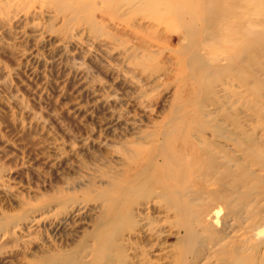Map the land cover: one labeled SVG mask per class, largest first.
Masks as SVG:
<instances>
[{
	"label": "rangeland",
	"instance_id": "1",
	"mask_svg": "<svg viewBox=\"0 0 264 264\" xmlns=\"http://www.w3.org/2000/svg\"><path fill=\"white\" fill-rule=\"evenodd\" d=\"M199 1L0 0V264L92 260L94 240L89 233L100 224L105 209L104 199L92 196L109 195L105 188L111 183L133 176L142 155L134 161L126 151L137 144L150 146L142 135L153 131L155 122L183 111L199 116L210 104L205 97L214 101L217 95L205 91L204 68L181 55L188 40L175 19V7L185 9ZM236 2V14L244 10L251 20L254 48L257 44L255 51H260L258 65L264 66V0ZM211 42L217 51L210 56L203 45L198 47L226 64L222 58L228 39ZM208 76L220 84L224 74L212 71ZM260 78L264 81V73L251 87L250 109L239 99L230 110L239 124L246 119L245 110L250 113L252 144L236 152L238 175L218 185L192 182L187 214L214 207V190L216 196L231 198L232 205L245 204L258 193H263L259 206L264 203ZM238 82L231 88L242 91ZM176 105L179 109L174 110ZM209 127L204 134L213 137ZM189 139L196 141L193 134ZM259 212L264 216V206ZM228 219L208 225L204 240L196 243V251H186L187 261L181 264H264V244L255 234L263 220L253 224L243 217ZM176 222L172 214L163 216L157 226L164 232L152 236L154 241L164 239L172 251L185 246L176 234ZM164 245L156 244L158 255L143 264H175L167 251H159ZM138 261L132 258L130 264Z\"/></svg>",
	"mask_w": 264,
	"mask_h": 264
},
{
	"label": "bare ground",
	"instance_id": "2",
	"mask_svg": "<svg viewBox=\"0 0 264 264\" xmlns=\"http://www.w3.org/2000/svg\"><path fill=\"white\" fill-rule=\"evenodd\" d=\"M201 1L185 9L175 7V19L183 25L185 38L188 40V44L182 46L181 55H184L187 62L189 60L204 68L203 76L208 83L205 91L207 94L217 95L214 101L205 97L213 109L210 110L209 105H206L204 108L208 110L201 108L199 113L197 112L199 116H190L187 113L185 115L183 111L171 119L155 122V129L142 135L150 146L137 144L139 147L126 151L134 161L140 155L142 157L132 168V177L113 182L105 188L110 192L109 195L98 192L92 196L93 199H104L105 209L100 224L89 233L94 240L93 259L78 262L79 264H99L104 260L111 264H130L132 258L139 259L140 264L148 263L158 255L154 251L156 244H165L159 251H167L164 252L167 257H173L175 264H181L187 261L186 251L197 250L196 243L204 240L202 233L211 223L220 224L225 217L230 219L228 221L243 217L247 222L251 220L253 224L261 220L264 222V216L259 212L260 207L264 206V203L259 206L263 193L250 195L245 204L232 205L231 198L224 194L216 196L214 190L211 195L212 200H217L214 207H199L195 214L186 212L185 207L194 193L192 182L208 181L218 185L230 182L238 175L239 158L236 152L248 150L252 144L250 113L245 110L243 117L246 119L243 124H239L230 110L239 99L246 104V109H250V103L253 101L251 87L253 83H259L255 78L264 73V66L258 65L256 55H259L260 51H255L258 45L254 48V29L246 11L240 10L239 14H236L239 10L236 0L225 5L215 4L217 0ZM231 15H238L240 18ZM198 23L202 24L201 29L198 28ZM198 33L201 38L199 41L195 37ZM222 39L229 41L226 47L223 46L227 49V54L222 58L226 59L227 63L223 65L219 63V57H207L198 47V44L203 45V49H207L210 56L217 51L210 42L218 43V40ZM212 71L224 74L219 79L220 84H214L213 79L208 76ZM234 80L239 81V86L243 87L242 91L231 88ZM260 83H264L261 78ZM235 96L236 99L233 98ZM178 107L173 106V109H179ZM182 108L185 109L184 106ZM208 125L213 130V137L204 134ZM192 127L194 132H191ZM191 134L196 141L187 140ZM245 156L244 159L248 160L250 152ZM241 172L245 176L248 171ZM218 188L221 193L223 187ZM171 214L180 227L176 234L185 243V246L180 244L178 249L176 247L177 251H172L164 239H160V234L164 231L157 226L163 216L169 217ZM255 229L256 236L264 244V226H256ZM154 235L160 237L157 240L154 238V241ZM142 236L143 243L140 241ZM190 243L194 245L189 246ZM223 247H226L225 244ZM126 251H130L129 256L125 254ZM262 259L264 262V252Z\"/></svg>",
	"mask_w": 264,
	"mask_h": 264
}]
</instances>
